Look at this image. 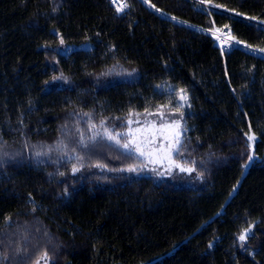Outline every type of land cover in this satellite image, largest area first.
Masks as SVG:
<instances>
[{
	"label": "trees",
	"instance_id": "1",
	"mask_svg": "<svg viewBox=\"0 0 264 264\" xmlns=\"http://www.w3.org/2000/svg\"><path fill=\"white\" fill-rule=\"evenodd\" d=\"M126 2L118 13L112 0H0V258L264 264V0ZM222 31L234 43L225 53L211 35ZM61 38L91 48L62 54ZM160 108L180 110L174 159L201 178L124 173L143 160L89 142L101 121L115 135ZM74 154L84 166L73 175Z\"/></svg>",
	"mask_w": 264,
	"mask_h": 264
},
{
	"label": "rangeland",
	"instance_id": "2",
	"mask_svg": "<svg viewBox=\"0 0 264 264\" xmlns=\"http://www.w3.org/2000/svg\"><path fill=\"white\" fill-rule=\"evenodd\" d=\"M120 3L121 2L116 1V6H118ZM228 39L230 40V38ZM89 48H91V44L89 42H83L80 44H60L56 47V49L62 54H67L76 49ZM156 88L160 91L162 89L165 91H173L175 89L171 84H167L166 86H164V88L163 84L157 85ZM178 91L180 96V90ZM178 104L180 106H184L185 102L181 101L178 97ZM130 121L131 123H129ZM174 121L179 123L180 127L178 129L175 127H170ZM129 128H131L133 132H135L136 137L143 142V150L145 151V153H152L153 159H157L158 162L148 163L147 155L139 156L135 152H133V154L141 158L144 163L138 171L129 172L125 170L123 171L124 173H137L140 175L153 176L158 180H165L176 183L178 185L197 177L195 171L192 173H185L180 172L177 168H172L171 174L169 175L167 174V169L169 167L168 159H159L160 157L164 156V150H166L168 143L171 142L173 132L182 130L183 135V120L180 110L168 111L160 108L158 110L148 112L142 116H131L127 120V128L122 132L127 133ZM137 129H140V131L136 132ZM120 139L121 143H123L125 140V138ZM174 155L175 153H173L172 159H174ZM186 166L192 167L190 165ZM153 169H155V171H153ZM158 172L162 173V175H157ZM43 257L44 256L39 258V264H48V260L44 259Z\"/></svg>",
	"mask_w": 264,
	"mask_h": 264
},
{
	"label": "snow or ice",
	"instance_id": "3",
	"mask_svg": "<svg viewBox=\"0 0 264 264\" xmlns=\"http://www.w3.org/2000/svg\"><path fill=\"white\" fill-rule=\"evenodd\" d=\"M113 3H116V0H112ZM144 3H149L150 0H143ZM201 2L203 3L204 0H201ZM208 2H211V0H208ZM151 7H155V5H150ZM129 5L126 2V0H123V2H121L117 8L116 11L118 13L124 11L126 8H128ZM216 7H220V5H216ZM156 11H160V9H156ZM236 15H240V13H236ZM172 19H176L175 17H172ZM248 19L250 20H256V17H249ZM259 24H264V20H259L258 21ZM227 27V26H225ZM219 31V30H217ZM213 35L215 36L216 33L213 32ZM219 39V37H217ZM236 44H240L241 41L239 40H235ZM60 44L63 45L64 41L61 38L60 40ZM245 47H250L249 45H245ZM259 51L264 52V49H259ZM115 67V66H114ZM110 72L108 73H102V75H109ZM129 75H131V73H129ZM59 80H63L65 82L68 81V78L63 76V74H61L60 76H56L53 77V81H59ZM47 83V82H46ZM181 101L186 102L187 101V95L184 92L183 89L180 90V96H179ZM87 115V114H86ZM131 123V121L129 122ZM97 127V125L95 124H90V130H93ZM100 127L103 129L102 132H94L93 135L89 138V142L95 144L97 142V139H107L110 142H114L116 145H118L120 148H122L124 150V152L126 154H131L133 152H135L137 155L139 156H146L148 157V163H157V159H153L152 153H145V151L143 150L144 145L143 142L140 141L137 137L135 132H133V130L131 128H129L127 133H116L115 135H113L112 130H110L109 128L104 126V122L101 121L100 122ZM170 127H175V128H179V123L178 122H173V124ZM77 131H79V129H77ZM140 129H137L136 132H139ZM120 138H125L124 142L121 143V139ZM247 140H248V147L249 149L252 148V142L255 140V136L254 135H247ZM80 145L83 147H87V144L85 143L84 137L83 135H81L80 137V141H79ZM182 144V130L181 131H175L172 134V139L171 142L168 143L166 150H164V156L160 157L159 159H168L169 161V167L167 169V174H171L172 168H177L179 169L180 172H185V173H192L194 171H196L195 167H188L186 166L185 163H181V162H177L176 160L172 159L173 153H175L177 156L182 155L181 153V149H180V145ZM62 147H66L65 145H63V142H61L60 145H58V148H62ZM48 151H52V149H49ZM73 153L76 152V149L72 150ZM46 152H41V151H36L35 152V156L36 157H40L42 155H46ZM4 155H7V153H4ZM65 156H68L67 152H64ZM76 160L77 162H80L79 166H77V164H73L72 168H71V172L74 175L75 173L79 172L81 170V168L84 166L83 163L81 162V157L79 155H72L69 156V160ZM254 156L252 154L248 155V161L251 162L253 161ZM194 163V162H193ZM96 167L99 168H103L104 165L101 164H97L95 165ZM247 166V165H246ZM129 171V172H135L137 171L136 167H128L127 169H120V171ZM153 171H155V169H153ZM61 176H63L65 173L61 172L59 173ZM157 175H162V173H157ZM203 175L202 172H198L197 173V177L201 178ZM6 223L10 224V218H6ZM251 233V225H249V227L244 228L240 235L238 236L239 241L243 244V242L247 239L248 235ZM44 259H47V253L44 254ZM8 259V257H2L0 258V264H5V261ZM37 264H39V261L37 262Z\"/></svg>",
	"mask_w": 264,
	"mask_h": 264
},
{
	"label": "built area",
	"instance_id": "4",
	"mask_svg": "<svg viewBox=\"0 0 264 264\" xmlns=\"http://www.w3.org/2000/svg\"><path fill=\"white\" fill-rule=\"evenodd\" d=\"M216 35H213V32H211V35L214 36L217 40V44L220 48V51L225 53L231 49V47L234 45L232 41H230L228 38V32L227 31H222L220 33L215 32ZM219 37V39L217 38Z\"/></svg>",
	"mask_w": 264,
	"mask_h": 264
}]
</instances>
